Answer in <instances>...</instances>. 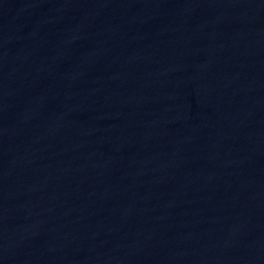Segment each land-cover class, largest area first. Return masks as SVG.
<instances>
[{"label":"water","instance_id":"obj_1","mask_svg":"<svg viewBox=\"0 0 264 264\" xmlns=\"http://www.w3.org/2000/svg\"><path fill=\"white\" fill-rule=\"evenodd\" d=\"M0 264H264V0H0Z\"/></svg>","mask_w":264,"mask_h":264}]
</instances>
